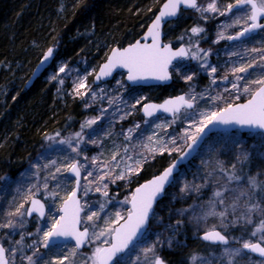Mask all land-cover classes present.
<instances>
[{
    "label": "rangeland",
    "instance_id": "rangeland-1",
    "mask_svg": "<svg viewBox=\"0 0 264 264\" xmlns=\"http://www.w3.org/2000/svg\"><path fill=\"white\" fill-rule=\"evenodd\" d=\"M211 0H201L199 4L206 7ZM217 6L223 10L224 7L229 3H235V0H216ZM193 12L203 21L199 27L203 28L205 31L200 33V41H205L208 43L207 47H200L205 50H211V54L208 57V63L211 66L217 68V72L214 76L210 75L206 70L200 67L202 61L196 59L181 60L173 64L171 72L174 76V81L186 84L187 95L191 96L195 94L197 99L195 101L196 107L191 111H184L173 123V118H168L165 115H160L151 120H139L136 118L137 113H140V109L144 102H146V93L144 90H133L131 87L124 82V73H119L112 80V82L102 83L100 85L94 84V75L96 67H91L88 63L82 62L81 64H71L66 61L65 58H58L52 68L48 70L45 75L44 80L47 82H52L54 86L59 90H65L66 95L76 97L80 103V109L82 113V118L79 121L78 126L75 130H66L62 132V129L58 131V135L52 137L48 144L43 147L39 154L24 165L14 176L7 177L5 180L1 181L0 184V223L6 222L8 219L7 212L14 211L15 208L24 202V197L27 190L32 185H37L40 187V191L36 192V197L42 199L46 206L47 218L40 222L36 218L28 220L23 228H17L16 230L0 228V243L4 245L6 249L11 250L16 247L19 249L21 246L16 245V241L20 240L21 234L24 235L22 242L23 251L17 250L14 258V264H27L26 260H23L22 256H31L34 247L39 248V252L33 257L35 264H52L53 261L68 255L75 248L73 242H69L64 245H58L45 249L41 246V241L43 239L42 233L51 226V217L60 216L59 209L62 205L63 198L70 192L74 186V178H72L68 172H62V174H57L58 177L63 181L61 188H55L57 181L48 180V191L55 189L59 192V196L56 198H51L46 195L45 191L41 187L44 183V178L49 176L50 173L55 172V167L44 168L45 164H50L51 161L55 160L57 166L62 168L67 164L74 162V160L79 159L81 164L87 163V168L82 170L83 179L81 185H85L88 181H94L88 186L93 189L87 196L81 195V203L87 202L91 207H85L82 216V227L89 226L90 235L93 231V225L95 226V231L98 233L101 229L105 228L104 221L108 220L112 227L121 222L113 223L115 221V213L120 212L121 216L126 217L128 211H130L129 203H125L126 198L130 199L133 190L131 189V182L140 174L133 175L130 180H116L112 183L111 180L115 178L117 174L121 172L124 168L123 159H126L127 155L132 156V160H128L127 163H134L136 159H140V153L144 155L150 154L145 150L144 145L149 144L147 141L148 136H154V139H162L167 143V147L171 150L169 154L168 150H165L163 154L157 152L154 157L166 155L170 159L169 163L175 159L173 154H180L185 146L190 142V140L185 143L186 137L184 133L187 132L188 135H197L196 128L200 125L203 120L202 113H210L212 111H218L221 108L227 106L228 103L236 100L237 102L244 101L248 98L246 93H237L231 87V82L234 81V76L232 74V69L234 67H240L242 65L252 64L253 67L248 69L247 73H237V75L244 76L245 80L251 81L254 79L264 77V67L261 64L264 63L260 60L262 51H264V29L259 31L258 34L252 36L251 38L236 42L229 43L228 39H220L219 33H223L225 37L235 34L236 32L242 30L245 25V17L249 14L248 6L241 8L232 13H227L224 16H220L218 13H201L196 10ZM240 18V23L235 24L236 18ZM250 23V22H249ZM226 25H231L226 27ZM195 39L191 41L190 48L195 51L192 45L199 42ZM252 49H257L253 52ZM202 55V54H201ZM192 64L194 67H192ZM65 66V71L60 72L59 68ZM179 71H175V69ZM193 68H195L193 70ZM98 69V68H97ZM204 74L208 76L210 83L208 87L199 88L195 82H189L184 79L185 75H196ZM53 75L57 76L58 79H52ZM227 76V80L223 79ZM215 79L216 83L213 84L212 80ZM63 83H60V81ZM83 80L86 87L82 88L80 91L83 93L88 92L86 96L76 95V86ZM245 80H240L239 84L241 87L245 84ZM188 82V83H187ZM253 87H256L253 85ZM227 89V91H225ZM103 90V91H101ZM93 93H95V98H93ZM203 94V98H201ZM239 96V99L236 97ZM218 97H223L219 99ZM217 98V99H214ZM141 103H137V101ZM112 101V103H110ZM135 105L133 108L132 106ZM123 117V118H122ZM97 119V122L91 127L83 128L84 125L90 119ZM148 121V123H145ZM164 125L163 129H157L156 125ZM139 125V128L136 126ZM170 125V126H169ZM133 129L131 134V139L126 140L125 136L129 135L128 130ZM76 133H81L82 142L78 143L76 138ZM155 134V135H154ZM244 136L239 131L232 132H218L214 135L208 137L199 150L198 154L192 161V164H188L187 170L183 169L178 174L176 178L177 189L171 190L167 193V203L162 204V212H154L152 217V225L144 237L137 242L131 249H129L125 254L122 255L123 264H151V258L153 253H148L147 258L143 252V249L156 245L157 237L161 231V228L153 229L152 226L164 224L165 227L169 228L171 233H174L179 226L176 221L172 223L167 219L168 214L172 210L169 208L170 204L177 200L182 194H186L191 190L198 188L200 190L202 187L207 185V187H213L215 183V178L223 181L225 179L222 172L229 168L233 169V165L237 167L241 163L243 157L250 156L251 163H253V172L250 177H262L264 175V135L260 133L252 134L248 133ZM252 136V137H251ZM176 138V144L172 145L170 143V138ZM252 139V141H249ZM92 140L97 141V143H91ZM60 141H66L61 143ZM71 141V144L67 143ZM254 143V144H253ZM248 144H253L250 147ZM152 146V145H149ZM127 147L129 152L126 154L124 148ZM73 149L79 150V155ZM116 155V160H112L114 154ZM84 157L88 158L86 162ZM97 158V167L102 169V171H97L93 168L90 163L92 158ZM154 158H149L147 162ZM119 163L120 167H115ZM36 165L40 166L39 172L37 174ZM106 165V166H105ZM223 169V170H222ZM88 171H92L93 175L87 177ZM103 172H108L109 176L104 179V181H97L96 177L101 175ZM212 181V182H211ZM239 181L242 184L245 182L243 179ZM103 184H107L108 197H104L102 192H96L94 189L96 187H101L103 191ZM185 184L189 185L187 191L183 190ZM225 188V186L223 185ZM218 191H222L221 187H217ZM240 191V188L237 186ZM182 201L183 198L181 197ZM260 201L261 209H264V196L258 199ZM104 211L100 212L99 203H105ZM226 200H224L225 204ZM219 204V203H218ZM217 204V205H218ZM169 205V206H168ZM29 204L25 203V208H28ZM91 211L100 212V219L93 221H84V217ZM216 212L222 211V208L215 209ZM179 214V210H175ZM166 214L165 217L162 216ZM49 215V216H48ZM258 216L260 220L263 219V212L258 211ZM16 220L17 217H12ZM199 220V219H198ZM33 221H37L38 224H34V229L29 232L30 226ZM37 228L40 232L37 233ZM31 233V235H29ZM230 245L229 246H214V247H201L199 254L196 257L197 261L195 264H228V257L224 254L225 248L239 249L245 241L259 242V234L254 237L251 234L245 235L243 230H239L235 237L229 236ZM105 238L101 237L100 240H92L91 243H87L85 248L82 250H76L75 256H71L66 264H91L89 257H91L94 248L97 246H104L103 243ZM28 245H33V247H27ZM155 255L156 247H155ZM139 257V259H137ZM9 259L12 257L9 253ZM235 261L242 264H264V260L254 258L252 255L244 252L236 256L233 259V264Z\"/></svg>",
    "mask_w": 264,
    "mask_h": 264
},
{
    "label": "trees",
    "instance_id": "trees-1",
    "mask_svg": "<svg viewBox=\"0 0 264 264\" xmlns=\"http://www.w3.org/2000/svg\"><path fill=\"white\" fill-rule=\"evenodd\" d=\"M163 1L0 0V184L32 161L50 139L58 135L59 130H75L82 118L78 98L66 95L65 90H59L52 82L44 80L54 63L30 89L26 88L32 69L44 51L53 46L56 50L55 61L62 57L73 65L84 61L97 70L113 47H125L143 34ZM201 23L203 21L193 10L182 11L176 21L166 26L165 40L189 47L190 41L200 38L194 36L191 29L199 27ZM198 44L199 47L208 45L200 40ZM191 82L202 89L209 86L210 80L204 74H196ZM132 89L144 90L146 100L156 102L187 92L186 84L177 81L167 86ZM136 118L144 121L139 112ZM176 154L173 155L176 157ZM170 159L161 155L146 162L140 174L131 182V189L160 173ZM253 165L250 156L246 159L243 157L234 170L226 168L222 172L225 177L223 181L213 177V187L205 185L200 190L195 188L169 203L172 212L167 219L170 223L181 222L176 231L171 233L164 224L152 226L153 229L161 228L156 240V254L166 264H193L192 257L199 254L201 247H214L199 239V234L206 230L218 229L234 237L239 230H243L245 235L252 233L260 221L256 218L258 211L251 214V224H246L242 217L248 214L249 205H260L258 199L264 196V175L256 176L259 188L253 189L248 183L250 174L254 173ZM187 169L188 166L184 168ZM233 173L245 182L242 184L240 179L229 181L228 176ZM176 183L167 190L155 212L163 211L161 207L167 203V193L178 188ZM223 185L229 189L224 192L226 202L223 205L215 204V209L228 208L226 218L221 220L209 213L212 212L210 202L215 199L213 193L218 191L217 187L224 191ZM232 204L236 205L235 211ZM176 209L180 215L174 213ZM162 216L165 221L167 215ZM30 224L29 232H32L34 224L38 222Z\"/></svg>",
    "mask_w": 264,
    "mask_h": 264
},
{
    "label": "snow or ice",
    "instance_id": "snow-or-ice-1",
    "mask_svg": "<svg viewBox=\"0 0 264 264\" xmlns=\"http://www.w3.org/2000/svg\"><path fill=\"white\" fill-rule=\"evenodd\" d=\"M245 5L248 6L249 14L245 17V27L243 31L239 32L237 35H230L225 37V35L221 32L219 33L220 39H228V40H237L241 36L246 33H250L256 29L264 28V24L260 23L261 18H264V0H235V3L227 4L223 10H221L217 6L216 0H211L210 3L207 4L206 7L201 6L198 3V0H167V3L163 5V9L159 12V15L156 16L154 22L149 27L147 31V35L144 37L145 40L151 39V44H141L137 41L134 45H131L123 50L113 49L111 56L108 58L107 63H105L101 68L99 75L96 76L97 80H100L102 77L110 76L114 69L117 67L127 68L128 69V80L129 81H141L154 79L158 81H168L170 80L171 73L169 72V67L172 61L176 58H184L191 56L192 59H196L198 61H202L200 67L206 70L210 75L214 76L217 72V68L215 66H211L208 63V57L211 54V50H205L199 47V44L192 45L195 48V51H192L191 48L181 47L178 50H173L170 45H161V24L166 18L175 17L177 12L181 6L185 8H191L198 12L203 13H218L220 16H224L227 13L232 12L233 8L241 9ZM250 22V23H249ZM235 24L240 23V18L237 17L234 21ZM231 25H226V27H230ZM205 30L201 27H193L191 29V33L194 36H198L200 33ZM183 39V37H181ZM191 42V41H190ZM253 52H256L257 49H252ZM202 54V55H201ZM53 55V49L49 48L47 53L44 56V61L49 60ZM260 60L264 62V51L260 56ZM43 63V61H42ZM253 67L250 63L248 65H242L240 67H234L232 69V74L234 76V81L231 82V87L237 93H246L250 97L246 103L243 104H233L228 103L227 106L221 108L218 111H212L210 113H202L203 120L200 125L196 128L197 135H188L187 132L184 133L185 143L188 140L191 141L188 144V148L191 149L192 145L197 143L198 134L203 133L204 129L208 125H239V126H247L250 128H258L264 129V77L254 79L251 81L245 80L244 76L237 75V73H247L248 69ZM261 67H264V63L261 64ZM60 72L65 71V66H61L59 68ZM175 71H179V69H175ZM52 79H58L57 76L53 75ZM184 79L191 81L193 79V75H185ZM223 79L227 80V76H224ZM240 80H245V84L243 87L239 84ZM60 83H63L61 80ZM212 83L215 84V79L212 80ZM255 85L256 87H253ZM86 85L83 80L76 86V95L86 96L88 92H81L82 88H85ZM103 91V90H101ZM227 91V89H225ZM93 98H95V93H93ZM201 98H203V94H201ZM219 99H223V97H218ZM239 99V96L236 97ZM197 97L195 94L191 96H178L174 99L166 100L161 105L155 104H144L142 110L147 116H153L158 111H163L167 113H171L173 117V123L178 118L182 109H192L194 108V102ZM217 99V98H214ZM112 103V101H110ZM137 103H141V101H137ZM133 108L135 105L132 106ZM123 118V117H122ZM97 122V119H90L84 125L83 128L91 127L93 124ZM148 123V121H145ZM170 126V125H169ZM139 128V125L136 126ZM157 129H163L164 125L157 124ZM129 135L125 136L126 140L131 139V134L133 129L128 130ZM155 135V134H154ZM77 142H82L81 133H76ZM147 141L149 144H145V150L150 154L151 158H154L155 154L159 152L163 154L165 150L171 153V150L168 149L167 143L162 139H154V136H148ZM61 143H65L66 141H60ZM67 143L71 144V141H67ZM91 143H97V141L92 140ZM170 143L172 145L176 144V138L171 137ZM152 145V146H149ZM79 155L78 149H73ZM124 152L127 154L129 149L127 147L124 148ZM116 155H119V152L113 155L112 160H116ZM141 156L140 159H136L134 163H127L128 160H132L131 155H127L126 159H123L124 168L121 170L119 174L115 176L114 179L111 180L112 183H115L116 180H130L133 175H138L139 171L142 169L143 165L149 160V155H144L143 153L139 154ZM188 152H183L181 156V161L184 157L188 156ZM247 157L245 156V159ZM84 160L87 162L88 158L84 157ZM176 163L170 165L167 169L163 171V173L154 179L148 181L145 184L137 187L132 194L131 198H126L125 203L131 204V210L128 211L127 216H121L120 212L115 213V221L113 223H118L121 219L125 222L119 227H112L108 220L104 221L105 228L101 229L98 233L94 230L95 226L93 225V231L90 235L89 226H85L83 230H81V213L85 210V207H91L85 202L81 203L80 195L87 196L90 191H93L88 185L93 183L94 181H88L87 184L81 185V172L83 169L87 168V163L81 164L79 159L74 160V162L67 164L63 168L61 166H57L56 161L53 160L50 164H45L44 168L55 167V172L49 174L44 178V183L42 184V188L45 191L46 195L51 198H56L59 196V192L53 189L52 191H48V180L57 181L55 188H61L63 181L58 177L57 174H62V172L71 173L72 177L75 179V185L70 192L63 198L62 205L59 209L63 214L56 218L52 216L51 218V226L47 228V230L42 233V241L41 246L44 248H48L50 244H57L62 238L63 239H72L75 241V248L71 253L65 255L57 260L53 261L52 264H66V262L70 259L71 256H75L76 250L83 247L86 243H91L92 240H100L101 237H104L103 243L108 245L107 247L97 246L94 248V251L89 257L91 264H123V257L120 255L125 253L129 248V245L133 244L140 236L144 234L143 230L146 229V225L149 221V216L152 213L153 205L156 201V198L160 196L164 192V187L169 183V177L172 176L174 169L176 168ZM93 168L97 171H102L99 167H97V158H92L91 162ZM106 166V165H105ZM37 174L39 172L40 166L36 165ZM115 167H120V164L117 163ZM235 169V165L232 166ZM223 170V169H222ZM92 171H88L85 179L87 177L92 176ZM109 176L108 172H103L101 175L96 177L97 181H104L106 177ZM239 180L240 177L236 176L234 173L228 176V180ZM249 185L253 188H259L260 185L257 184V180L255 177H250L248 180ZM107 184H103V191L101 187H96L94 191L102 192L104 197H108ZM33 189L36 192L40 191V187L37 185H32L28 190L24 197V202L20 203L14 211H8L7 217L8 219L4 223H0V228H7L16 230L18 227L23 228L26 222V217H31L33 213L38 214V217L45 216V204L40 200L36 199V192H33ZM189 189V185L185 184L184 189L187 191ZM198 190V188L196 189ZM229 189L227 187L224 188V191H215L213 193L214 200L210 203L212 204V212L209 213L211 215H216L223 220L226 218L228 214V208H224L220 212L215 211V204L219 203L220 205L224 204V192H227ZM264 190V189H262ZM80 194V195H78ZM110 201H106L105 203H99L100 212L104 211L105 204ZM25 203H28L30 206L25 208ZM233 211H235V204L231 205ZM260 211L264 212V209H261L259 203H252L248 206V214L243 216L242 219L246 224H251V214L253 212ZM100 212L91 211L87 214L83 219L84 221H93L94 219H100ZM12 217H17L18 219L14 220ZM239 219V218H238ZM236 221H233L235 223ZM180 221H177V224H180ZM40 232V229L37 228V233ZM259 234V242L253 243L251 241H245L241 248L239 249H230L225 248L224 254L228 257V264H233V259L236 256L241 255L244 250L248 252L255 253L259 257L264 258V219H261L257 225L254 227L251 235L256 237ZM31 235V233H29ZM24 239V235L21 234L20 240L16 241V245L21 246L19 249L16 247L11 250L6 249L2 243H0V264H14V258L16 255V251H23L22 242ZM203 240L209 241L212 243H219L223 245H227L229 243L228 238L223 235L220 231H216L215 229L211 231H207L203 237ZM27 247H33V245H28ZM155 245L147 247L143 249L145 257L147 258L148 253H153L151 258V264H165L164 260L161 259L158 255H155ZM39 252L38 247H34L33 253L31 256H22L23 260L27 261V264H35L33 257L36 256ZM9 253L12 259H9ZM139 259V257L137 258ZM199 259L198 257L193 256L192 262H195ZM87 264V262H86Z\"/></svg>",
    "mask_w": 264,
    "mask_h": 264
},
{
    "label": "water",
    "instance_id": "water-1",
    "mask_svg": "<svg viewBox=\"0 0 264 264\" xmlns=\"http://www.w3.org/2000/svg\"><path fill=\"white\" fill-rule=\"evenodd\" d=\"M198 2H199V0H198ZM165 3H167V0H164V1H163V3L161 4L159 10H158L157 13L155 14L154 18L151 20V22L148 24V26H147L146 29L144 30L143 34H142L138 39H136L133 43L128 44V45L125 46V47H118V46H115V47H113V48L110 50V52L108 53L106 59H105L100 65H99V67H98V69H97V71H96V73H95V75H94V84H95V85H99V84H101V83H106V82H109V81L113 80L114 77H115V75H116L117 73H119V72H124V73H125V80H126L127 84H128L129 86H131V87L167 86V85H170V84L173 83L174 78H173V75H172V72H171V68H172L173 64H175L176 62H178V61H180V60H185V59L189 58V56H188V57H184V58H176V59H174V60L172 61L171 65H170V67H169V72L171 73V77H172V78H171L170 80H168V81H158V80H154V79H148V80H146V81H145V80H141V81H136V82L129 81L128 78H127V77H128V69H127V68H122V67H117L116 69H114L113 72H112V74H111L110 76L102 77L100 80H97V79H96V76L99 75L100 68H101L105 63H107L108 58L111 56L113 49H120V50H123L124 48H127V47H129V46H131V45H134L137 41H139L141 44H145V43H147V44H151V39L145 40L144 37L147 35V31H148L149 27H150V26L152 25V23L154 22L156 16L159 15V12L163 9V5H164ZM244 7H247V5H245ZM244 7H243V8H244ZM191 10H193V9H191V8H185V7L181 6V7L179 8V10H178V12H177V15H176L175 17L166 18V19L162 22V24H161V29H160V32H161V37H160V39H161V45H162V46H163V45H170L171 48H172L174 51H175V50H178V49L181 48V47L187 48V46H186V45H183V44H180V45L176 46V45H174V44H172V43H170V42H167V41L165 40V32H164V30H165V27L167 26V24H169V23H171V22H173V21H176V20L178 19V17H179V15H180L181 11H191ZM237 10H239V9H237V8H233L232 12H233V11H237ZM260 23L264 24V18H261ZM262 29H263V28H260V29H256V30H254V31H252V32H250V33H246L245 35L241 36V37H240L239 39H237V40H228V41H229L230 43H236V42L244 41V40H246V39H249V38L252 37L253 35L257 34V33H258L260 30H262ZM241 31H243V30H241ZM241 31H239V32H241ZM239 32H238V33H239ZM238 33H236V34H234V35H237ZM234 35H232V36H234ZM49 48H52V49H53V55H52V57L49 58V60L44 61V56H45V54L47 53V50H48ZM55 57H56L55 47H53V46L48 47V48L44 51V53H43V55L41 56V58L39 59V61L36 63V65H35L34 68L32 69V72H31V74H30V76H29V79L27 80V82H26V84H25V86H26L27 89H30V88L34 85V83H35L39 78H41V77L43 76V74H44V73H45V72L51 67V65H52L53 62L55 61ZM42 61H43V63H42ZM182 95L187 97V95H186L185 93H181V94H177V95L169 96V97L163 99V100L160 101V102H156V101H148V102H145L144 104H155V105H161V104H163L166 100L174 99V98H176V97H178V96H182ZM248 99H249V98H248ZM248 99H247V100H248ZM247 100H245V101H241V102H237V103H234V104H243V103H246ZM144 104H143V105H144ZM143 105H142V107H141V109H140V113H141V115H142L145 119H152V118H154V117H156V116H158V115H165V116H167L168 118H173L171 113H167V112H163V111H158V112H156V113H155L153 116H151V117H150V116H147V115L144 113V111L142 110ZM194 108H195V102H194ZM194 108H192V109H182L181 112H182L183 110H193ZM232 131H239V132H241V133H262V134H264V129L250 128V127H247V126H239V125H208V126L204 129L203 133L198 134L197 143L194 144V145H192V148H191V149L188 148V144L191 143V141H190V142L186 145V147L184 148V150H183V151H182V152H181V153H180V154H179V155H178V156H177L172 162H170V163H169V164H168V165H167V166H166V167H165L160 173H158L157 175H155V176H153V177H151V178H149V179H147V180L141 182L139 185H137V186L134 188L133 193H134V191H135V189H136L137 187H139V186H141L142 184H145V183H147L148 181L154 179L155 177L161 175V174L163 173V171H164L165 169H167L170 165H172L173 163H176L177 161H180L179 163L176 164V168L174 169L172 176L169 177V183L165 185V187H164V192H163L160 196H158V197L156 198V201H155V203H154V205H153L152 213H151L150 216H149L148 224L146 225V229L143 230L144 234H143L142 236H140L136 241H134L133 244L129 245V248L126 250V252H127L129 249H131V248H132L137 242H139V241L144 237V235L146 234V232L149 230L150 225H151V218H152V215H153V213H154V210H155L156 206L159 204L160 201L163 200V198H164L165 195H166L167 190H168V189L170 188V186L174 183L176 176L181 172V169L183 168V166L187 165L189 162H191V161L195 158V156H196L197 153L199 152L200 148L203 146V144H204V142L206 141V139H207L208 137H210L211 135H213V134H215V133H218V132H232ZM183 152H188L189 155L186 156V157H184L183 160L181 161V156H182ZM69 175L72 177L71 173H69ZM82 179H83V173L81 172V177H80L81 182H82ZM74 185H75V179H74ZM78 195H80V194H78ZM35 198H36V199H40L39 197H35ZM80 198H81V197H80ZM40 200L45 204V202H44L42 199H40ZM129 205H130V210H131V204L129 203ZM29 206H30V205H29ZM29 206H28V207H29ZM46 211H47V208H46V204H45V215H46ZM62 214H63V213L60 211V216H61ZM82 215H83V212L81 213V218H82ZM34 217H37L40 221H43L44 218H45V216L42 217V218H41V217H38V214H36V213H33V215H32L31 217H27V218H28V219H32V218H34ZM124 222H125V221L122 220V221L119 222L115 227H119V226L122 225ZM80 227H81V230H83L82 223H81V226H80ZM211 230H213V229H211ZM211 230H206V231H204V232H202V233L199 234V239H200V241H201L202 243L209 244V245H213V246H229V245H230V239H229V237H227L223 232H221V231L218 230V229H215V230H216V231H220L223 235H225V236L228 238L229 243H228L227 245H223V244H219V243H212V242H209V241H205V240H203V239H202L203 235H204L207 231H211ZM89 232H90V231H89ZM69 242H73V243L75 244V241L72 240V239H70V238H69V239H66V240L62 238V239H61L57 244H55V245L66 244V243H69ZM253 243H256V242H253ZM86 244H87V243H86ZM86 244H85L83 247L79 248L78 250H82V249L86 246ZM55 245L50 244V246H49L48 248H50V247H52V246H55ZM107 246H108V245H104V246H102V247H107ZM48 248H45V249H48ZM126 252H125V253H126ZM245 252H247L248 254L253 255V256H255V257L261 259V260H264V258L259 257V256H258L257 254H255V253L248 252L247 250H245ZM125 253H122V254H120V255L122 256V255L125 254ZM160 258H161V257H160ZM161 259H162V258H161ZM164 262H165V261H164ZM165 264H166V262H165Z\"/></svg>",
    "mask_w": 264,
    "mask_h": 264
}]
</instances>
